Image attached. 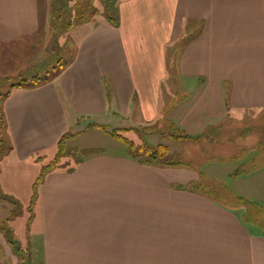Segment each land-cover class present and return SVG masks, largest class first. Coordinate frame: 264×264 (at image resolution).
I'll return each mask as SVG.
<instances>
[{
  "label": "crops",
  "instance_id": "1",
  "mask_svg": "<svg viewBox=\"0 0 264 264\" xmlns=\"http://www.w3.org/2000/svg\"><path fill=\"white\" fill-rule=\"evenodd\" d=\"M115 7L116 27L96 16L73 28L82 35L58 77L3 101L10 158L35 166L62 135L72 141L100 131L95 126L149 128L155 138L147 144L176 153L170 142L205 140L224 125H264V0H115ZM49 23L40 0H0V48L31 42ZM155 126L171 129L168 137ZM260 140H245L258 149L249 159L248 148L220 149V167L240 154L246 164L263 161L228 174L220 197L186 188L199 173L210 176L140 164L124 147L46 173L31 204L37 176L26 185L30 245L40 264H264V132L258 148ZM14 258L0 236V264Z\"/></svg>",
  "mask_w": 264,
  "mask_h": 264
},
{
  "label": "rangeland",
  "instance_id": "2",
  "mask_svg": "<svg viewBox=\"0 0 264 264\" xmlns=\"http://www.w3.org/2000/svg\"><path fill=\"white\" fill-rule=\"evenodd\" d=\"M73 1L75 2L76 0H40L41 7L45 10L50 22L47 27L31 42L23 41L16 43L9 48H0V93H4L7 90L8 83L13 84L20 79L30 78L34 75L43 76L46 71H49L56 65L58 60L68 62L72 58V55L75 52V42L82 35V30H76L73 33L72 31L73 28L80 24H76L70 29H66L65 25L71 18H66V15L64 18L61 17L59 19V17L55 15L54 23L56 28H54L51 23L50 9H53V12L62 10L65 14L66 8L72 7ZM113 2L114 0H94L92 3L98 12H103V10H106L104 6L106 4H112ZM53 12L52 14H54ZM176 48L178 50L181 49V43ZM41 61L43 62L41 63ZM6 79H8L7 82ZM176 94L178 93L176 92ZM177 96L179 95H176V98ZM262 122L263 121H261V123ZM261 123L254 126L250 123L247 126H244L243 122L238 125H224L219 128L218 131L211 132L205 140H199L189 145L186 143L173 145L170 142V146H172L171 148H174V150L177 149L178 153L182 148L186 151L184 153L185 156H182L181 159L187 164V167H191L198 172L210 176L212 181H219L228 188L229 175L231 173H235V171L242 170L243 168L248 170L252 165L259 166L263 161L262 158L260 160L251 159L249 163L246 164L244 163L246 160L242 161L244 156L242 157L240 154L239 156L237 155L236 159L230 160L226 166L220 167L218 166V162H220L218 160L223 157V155L220 154V149L230 148L231 145H233L235 152L243 148H248L253 152L249 151L248 159L250 157L252 158V155L257 153L256 151L258 150L257 148H253L254 151L251 149L256 143H248L245 142V140L254 134L259 136L262 140L264 125H261ZM104 128L107 132L119 130L121 135L135 145L148 142L153 143L155 138L154 136L151 137V135H149V128L138 131L130 130L127 127L122 130L113 129L112 126ZM156 128L160 129L164 135L167 134V137L171 131V129L169 130L167 127L161 129V127L155 126L154 129L157 130ZM98 129H100V131L97 130L96 132H91L80 138L68 141L65 145L63 157L55 169H66L74 166L79 158H83L87 153L92 152L94 149H96L97 152L108 154L115 153L118 150V147H124L127 152L125 145L123 146L122 143L104 132L101 128ZM3 130V127H1L0 139L4 138ZM149 136L150 138H148ZM176 138L174 140H176ZM261 140L258 148L262 147ZM114 145L120 146H117L116 148ZM55 153V149L48 152L40 162H36L35 166L30 164L24 165L22 163H17L14 159L10 158L4 149V146L0 143V183L9 184L1 186L0 192L2 195L8 192L18 195L17 198L15 197L14 205H12L10 200H6L7 209H3L0 205V220L7 217V221L4 223L2 230L0 231V236L3 238L6 245L9 246L8 243H13L24 253L22 255H15V253H13L15 257L13 260L15 262L17 261V264L20 260L21 262L24 261V264H40L36 250L30 245V235L35 227V216L32 217L29 208L30 204L28 203V195L30 190L26 185L39 176L41 168L47 166L54 159ZM127 155H129L128 152ZM250 211L252 214L256 212L253 209ZM4 264L12 263L11 260L6 259Z\"/></svg>",
  "mask_w": 264,
  "mask_h": 264
},
{
  "label": "trees",
  "instance_id": "3",
  "mask_svg": "<svg viewBox=\"0 0 264 264\" xmlns=\"http://www.w3.org/2000/svg\"><path fill=\"white\" fill-rule=\"evenodd\" d=\"M94 0H76L75 2L73 1L72 7H67L66 8V13L62 10H59L57 12H53V9H51V23L54 28H56V25L54 23V16L57 15L59 19L61 17L64 18V16L71 18L68 23L65 25L66 29H70L74 25L81 24L89 19H92L96 17L97 15L104 17V19L110 23L112 26L116 27L118 25V18H117V10L115 7V0L111 4H106L104 8L106 10H103V12H98L96 8L93 6ZM69 10V11H68ZM52 12L54 14H52ZM62 13V14H61ZM62 20V19H61ZM67 65L66 62H62L58 60L56 62V65L53 66L49 71H46L43 76L39 75H34L31 76L30 78H24L20 79L16 83H8L7 84V90L4 93H0V129L1 127L5 128V118L2 110V104L3 101L10 96L11 91L14 89H33L36 87H39L41 85L50 83L53 81L56 77L59 76L63 68ZM8 79H6V82ZM97 128H101L104 132L108 133L111 137L115 138L116 140H119L122 142L127 149V152L130 157L136 159L140 164L149 166V167H154V168H177V167H187V164H185L182 161V153H174L171 152L169 147L165 144H159L157 146H152L147 143L140 144V145H135L131 143L127 138H125L123 135L119 133V130H113L111 132H107L106 129L103 126H95ZM211 133V130H209L206 134H204L202 137L206 138L209 136ZM74 135L66 133L60 137V139L56 143V155L54 159L47 165L41 168L40 174L37 177L36 181L33 184V194H32V199H31V204L35 199V193H36V186L42 181L43 177L45 176L46 173L50 172L51 170L55 169L57 164L60 162L61 158L63 157L64 151H65V145L66 142L73 137ZM185 139H189V137L185 136ZM201 137H195L191 138L193 142H196L200 139ZM175 139V138H174ZM180 138H176V140H179ZM0 143L4 146V149L6 152H9L11 150V146L8 145L5 140L0 139ZM97 150H94L92 152H89L87 154H93L96 153ZM82 158H79L75 164L80 163ZM238 174V171H235V173L232 174V176H235ZM200 180L195 183L188 185L186 188L188 190L196 191V192H201L205 195L211 196V197H220L222 192L227 193L226 188L218 182L208 180L203 176L201 173H199ZM228 194V193H227ZM0 199L1 200H10L12 205L15 204V201L11 197H7L5 195H2L0 192ZM237 201L240 204L245 205L246 207L249 208V211L253 209L254 211H260V207H258L256 204L247 201L242 198H236ZM13 200V201H12ZM262 213V212H260ZM7 221V218L1 223L0 226V231L2 230V226L4 223ZM9 246L11 247L13 253L15 255H22L24 254L15 244L13 243H8ZM19 258V257H18ZM20 259V258H19ZM24 261L18 263V264H24Z\"/></svg>",
  "mask_w": 264,
  "mask_h": 264
}]
</instances>
